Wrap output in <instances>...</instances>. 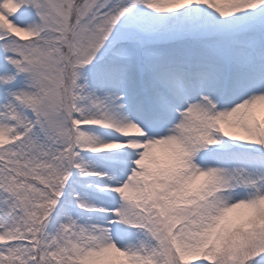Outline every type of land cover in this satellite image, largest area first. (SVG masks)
Masks as SVG:
<instances>
[{"label": "snow or ice", "instance_id": "6c2138e0", "mask_svg": "<svg viewBox=\"0 0 264 264\" xmlns=\"http://www.w3.org/2000/svg\"><path fill=\"white\" fill-rule=\"evenodd\" d=\"M0 264H264V0H0Z\"/></svg>", "mask_w": 264, "mask_h": 264}]
</instances>
